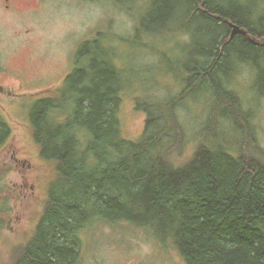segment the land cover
I'll return each mask as SVG.
<instances>
[{"label":"trees","instance_id":"16d2710c","mask_svg":"<svg viewBox=\"0 0 264 264\" xmlns=\"http://www.w3.org/2000/svg\"><path fill=\"white\" fill-rule=\"evenodd\" d=\"M116 1L131 10L137 35L117 38L145 50L148 42L138 38L145 20L180 23L187 51L180 88L136 97L145 126L136 140L127 139L118 117L126 76L112 60L113 49H93L97 41L91 40L79 45L57 93L41 96L30 109L40 154L59 176L13 264H80L83 227L103 220L171 237L184 264H264V160L220 143L225 129L236 133L246 114L228 88L234 73L247 65L257 83L264 81V0ZM192 20L202 26L190 33L183 26ZM233 25L245 34H231ZM85 54L87 66L81 64ZM194 90L210 101L187 154L190 138L178 110L188 108ZM67 107L58 119L55 113ZM8 134L0 117V145ZM5 205L0 200V212Z\"/></svg>","mask_w":264,"mask_h":264},{"label":"rangeland","instance_id":"374dc122","mask_svg":"<svg viewBox=\"0 0 264 264\" xmlns=\"http://www.w3.org/2000/svg\"><path fill=\"white\" fill-rule=\"evenodd\" d=\"M150 6L146 2L145 10ZM135 25L126 3L116 0H0V117L9 128L0 145V200L6 204V213L0 212V264H13L33 234L51 184L59 176L55 164L40 154L30 109L41 96L57 92L73 67L79 45L91 40L97 41L91 43L93 49L100 44L113 49L112 60L126 76L118 117L127 139L136 140L145 126V113L136 109V97L149 92L161 96L167 89L180 88V59L187 53L180 23L173 20L163 27L157 19L145 20L138 38L142 45L148 42L147 50L120 41H132V35L136 39ZM198 26L202 23L192 20L183 29L192 33ZM89 62L90 56L83 55L81 64ZM255 74L247 65L234 73L228 88L240 98L239 107L246 114L238 120L237 134L227 127L220 143L242 147L245 154L264 160V81L257 83ZM209 101L205 91L194 90L186 101L188 108L178 110L191 141L187 154L197 140V125ZM68 110L60 109L55 115L63 119ZM81 236L80 264H184L172 238L147 226L103 220L84 226Z\"/></svg>","mask_w":264,"mask_h":264},{"label":"water","instance_id":"95a60500","mask_svg":"<svg viewBox=\"0 0 264 264\" xmlns=\"http://www.w3.org/2000/svg\"><path fill=\"white\" fill-rule=\"evenodd\" d=\"M236 32H241L242 34H245V31L244 30H240L238 26L233 25V29H232L231 34H234Z\"/></svg>","mask_w":264,"mask_h":264},{"label":"flooded vegetation","instance_id":"af4514ba","mask_svg":"<svg viewBox=\"0 0 264 264\" xmlns=\"http://www.w3.org/2000/svg\"><path fill=\"white\" fill-rule=\"evenodd\" d=\"M58 91V90H57ZM57 93V92H56Z\"/></svg>","mask_w":264,"mask_h":264}]
</instances>
